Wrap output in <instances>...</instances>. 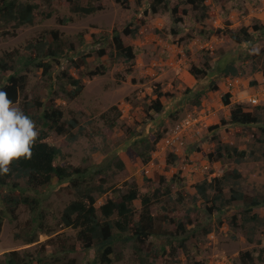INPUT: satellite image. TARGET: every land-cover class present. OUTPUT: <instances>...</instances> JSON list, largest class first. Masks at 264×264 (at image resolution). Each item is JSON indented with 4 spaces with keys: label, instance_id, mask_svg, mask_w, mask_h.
Listing matches in <instances>:
<instances>
[{
    "label": "rangeland",
    "instance_id": "rangeland-1",
    "mask_svg": "<svg viewBox=\"0 0 264 264\" xmlns=\"http://www.w3.org/2000/svg\"><path fill=\"white\" fill-rule=\"evenodd\" d=\"M171 1L176 3L180 0ZM34 2L39 5L34 25L17 29L14 35H3L4 30L0 27V58L6 52L15 50L24 53L28 43L45 32L60 30L64 37L77 44V49L70 60H64L63 65L56 69L58 82L65 81L60 80L64 71L79 77L80 72L74 67L72 59L81 62L86 57L87 64L82 66L81 71L87 67L91 70L107 67L104 75L83 79L85 88L78 98L71 99L60 94L56 101L57 106L65 112L66 119L76 118L79 121V127L74 131L78 133L77 138L72 141L67 136L51 132L47 140L61 149L66 161L87 169L88 183L97 186L103 184L109 189L98 196V205L114 198L116 190L127 193L134 184L143 195L153 193L160 187L157 173L168 180L180 174L186 180L187 190L194 194L197 184L205 179L211 181L236 167L243 175V188L252 195L264 196V144L258 141L255 134L262 138L264 135L258 127L225 122L230 119L231 106H226L223 101L224 96L230 93L232 104H243L247 111H254L256 105L264 106L261 60L257 58L260 62L256 64L254 60L248 59L249 55H256L264 47L261 42L264 30L254 29L255 25H264V0H207L213 15L204 23L198 20V12L184 4L182 7L187 8L189 13L179 25L175 24L171 11L165 9L157 14L146 15L150 0H144L142 5L137 0H130V10L116 0H82L83 5L93 3L102 6L101 10L88 17L77 15L58 1L51 8L40 0ZM49 10L52 11L51 17H47ZM68 18L72 21L61 23ZM135 18L139 19L141 33L135 37L123 35L126 45L138 51L134 62L128 64L110 55L99 56L98 51L109 44L113 31H123ZM243 27L252 28L254 40L238 44L225 34L227 29L238 32ZM174 29L177 34H173ZM202 30L213 33L205 39L201 36ZM79 34L84 36L83 45L79 43ZM208 57L212 64L210 75L197 81L190 73L191 67L204 66ZM233 60H239L237 66L240 72L237 77L226 76L223 72ZM255 67L258 69L254 70ZM215 84L217 90L212 88ZM160 88L163 93L170 95L162 99L165 110L156 114L155 120H147L145 104L153 103L157 98L156 90ZM45 89L46 79L41 71L29 76L27 93L30 99ZM24 96L14 104L20 109ZM254 98H258L259 105L251 102ZM113 107H118L121 115L113 133L106 135L108 128L102 116ZM116 112L113 111L112 117ZM186 120H191L194 125L186 128L183 146L178 150L173 146L166 148V139L179 136ZM130 129L137 131L136 136L130 138ZM36 130L40 135L41 128L36 126ZM160 130L164 136L153 151L151 161L144 163L133 152L137 147L134 142L141 138L152 141ZM219 140L239 149H259L261 151L257 156L261 159H251L239 166L228 160L224 163L210 162L208 156L216 151ZM171 154L177 156L173 164L169 162ZM120 160L126 163V171L118 168ZM43 198V209L49 214V226L55 232L53 236L74 237L75 231L63 228L61 224L64 209L77 198L72 184L55 180ZM166 200L163 198L161 203L153 204L152 209L158 225L172 230L161 219L164 215L174 217L172 212L165 210V207L170 209L165 204ZM134 205L141 212V201H135ZM209 205L199 203V224L189 226V233L175 239L165 235L151 238L144 250L165 254L156 259L157 264H245L241 254L246 251L257 252L254 255L255 263L252 264H264V256L263 259L258 257L264 247V207L255 210L260 220L249 222L245 227H236L235 216H238L240 223H244L242 203L214 213L209 211ZM18 215L17 221L7 219L3 225L0 257L11 251L40 249L41 243H46L50 238L41 234L39 241L31 245L16 240L17 227L29 219L30 212L23 206ZM184 238H187L186 247L180 246ZM171 242H174L175 255L165 253L172 246ZM53 250L54 247L49 248L50 253ZM123 253V259L114 264H141L132 248L129 247ZM72 255L84 264L95 258L94 251Z\"/></svg>",
    "mask_w": 264,
    "mask_h": 264
},
{
    "label": "trees",
    "instance_id": "trees-1",
    "mask_svg": "<svg viewBox=\"0 0 264 264\" xmlns=\"http://www.w3.org/2000/svg\"><path fill=\"white\" fill-rule=\"evenodd\" d=\"M33 1V2H32ZM35 0H0V27L4 30L3 35H14L17 29L24 26L34 25L36 22V12L39 5ZM48 8L53 6L55 1L64 8L71 9L77 15L88 17L101 10L102 6L93 3L83 5L82 0H40ZM125 9L130 10V0H116ZM139 5L144 0H137ZM191 6L198 12V20L204 23L212 18L213 13L207 4V0H183L173 3L171 0H150V6L146 15L157 14L160 10L171 11L175 24L179 25L184 16L189 11L182 5ZM47 17L52 16V11ZM212 14V15H211ZM72 21L71 18L61 21L67 24ZM139 19H134L123 31L115 29L112 37L109 38V44L103 46L98 51L99 56L110 55L130 64L137 58L138 51L133 46H127L123 35L135 37L140 32L138 25ZM255 30H264V25H255ZM201 36L209 38L213 31L202 30ZM177 34V30H173ZM225 34L238 44L254 40L252 28L243 27L238 32L227 29ZM79 43L84 44V36L78 35ZM264 43V39L261 38ZM111 47V49H110ZM77 44L70 38L64 37L60 30L45 32L34 41L28 43L25 52L15 50L6 52L0 58V90L7 92L8 98L17 104L21 97L24 100L21 104V110L28 116L35 125L41 128L40 135L32 145V156L30 159L20 158L13 161L10 165V171L6 175H0V233L7 219L17 221L18 211L25 206L30 212L29 219L17 227L15 239L23 241L27 245L37 243L41 234L50 236L46 243H41L40 249L11 251L0 257V264H84L72 254L83 252H95V258L87 261L86 264H114L115 261L123 259V252L129 247L134 250L139 257L141 264H157L156 259L162 258L158 252L148 253L144 250L148 240L154 237L169 236L179 238L189 233V226H197L201 214L200 202L210 204L208 209L211 213L223 212L231 208L234 204L242 203L244 209V223L238 221L235 216V226H243L249 222H257L260 215L255 212L256 209L264 207L263 195H252L242 186L241 179L243 175L239 168L230 169L222 176L215 177L209 181L205 179L196 185V193L187 190L185 178L176 174L172 179L157 173V182L160 187L153 193L141 194L134 184L127 193H121V190L115 191V197L109 198L101 205H98V196L108 192L103 184L93 185L87 181V169L77 167L65 160L61 149L54 143L47 141L50 133L55 132L60 136H67L70 140H75L78 133L74 131L79 127V121L76 118L66 119L65 112L56 104L60 94L66 95L71 99L78 98L84 91V78H93L106 73V66L96 70L87 67L81 71L83 65L87 64L86 57L81 62L72 59L75 68L80 72L76 77L68 71H64L58 82L56 69L63 65L64 60H70L73 53L76 52ZM261 60V68L264 76V47L256 55L248 56V59L254 60L256 64ZM231 61L223 70L226 76L239 75L237 62ZM258 68L255 67L254 70ZM212 70L211 60L208 57L204 66H192L190 73L197 80L205 79ZM41 71L46 79V89L38 93L33 99L29 98L27 93L29 76ZM50 82V83H48ZM256 82H254L255 84ZM44 85V84H43ZM217 90V85H213ZM205 93V91H204ZM203 94V93H202ZM201 94V95H202ZM157 98L153 103L145 104V114L147 120H155V115L165 110L163 97H169V93H163L160 89L156 90ZM199 95V97L201 96ZM232 95L230 93L224 96V104L231 106L230 119L225 121L233 125L243 127H258L264 135V106H256L254 111H247L243 104H232ZM113 111H117L112 117ZM121 115L118 107H113L110 111L103 114L102 119L108 128L106 135H111L118 125ZM82 132V128L79 130ZM132 134L130 138L136 136L137 131L130 129ZM163 132L156 133L154 140L141 138L134 142L137 146L134 153L144 163L152 159V153L163 138ZM255 137L261 144H264V137L256 135ZM217 138V137H216ZM219 139V138H218ZM217 139V140H218ZM256 150V151H255ZM239 149L230 144L218 141L215 152L209 154L210 162H234L237 166L255 159L259 149ZM177 156L171 154L169 162L175 163ZM64 161V162H62ZM118 168L126 171V163L119 161ZM70 182L76 191L77 198L70 202L64 209L61 216L63 228H70L75 231L74 237H64L55 235L53 229L48 223V212L43 209L45 199L43 195L51 187L53 182ZM165 201V210L172 212L174 217L164 215L161 218L172 230L163 229L158 225V219L153 212V204ZM140 200L142 210L138 212L134 202ZM251 214V215H250ZM253 230H255L253 228ZM208 232V231H207ZM73 240V241H72ZM184 238L180 244L186 247ZM262 242V241H259ZM170 249L165 250L169 255H175L174 242H171ZM54 247L52 253L49 248ZM166 253V254H167ZM257 252L246 251L241 254V259L245 264L255 263ZM264 247L258 254L263 259ZM72 255V256H71ZM202 264V263H198Z\"/></svg>",
    "mask_w": 264,
    "mask_h": 264
},
{
    "label": "clouds",
    "instance_id": "clouds-1",
    "mask_svg": "<svg viewBox=\"0 0 264 264\" xmlns=\"http://www.w3.org/2000/svg\"><path fill=\"white\" fill-rule=\"evenodd\" d=\"M38 136L34 121L0 90V175L8 174L13 161L31 158Z\"/></svg>",
    "mask_w": 264,
    "mask_h": 264
},
{
    "label": "built area",
    "instance_id": "built-area-1",
    "mask_svg": "<svg viewBox=\"0 0 264 264\" xmlns=\"http://www.w3.org/2000/svg\"><path fill=\"white\" fill-rule=\"evenodd\" d=\"M251 102L254 104H258L259 101H258V98H254L251 100ZM191 122H192L191 120H186L184 124V128H183V132H180L179 136H170L169 138L166 139L165 141L166 148H171L173 146L175 149L178 150L181 148V146H183L184 144L183 137L185 136L187 132L186 128H189L192 125H194Z\"/></svg>",
    "mask_w": 264,
    "mask_h": 264
},
{
    "label": "crops",
    "instance_id": "crops-1",
    "mask_svg": "<svg viewBox=\"0 0 264 264\" xmlns=\"http://www.w3.org/2000/svg\"><path fill=\"white\" fill-rule=\"evenodd\" d=\"M263 82H264V79H263Z\"/></svg>",
    "mask_w": 264,
    "mask_h": 264
}]
</instances>
